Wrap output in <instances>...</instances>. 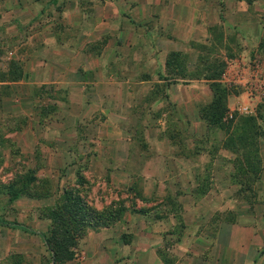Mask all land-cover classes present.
I'll return each instance as SVG.
<instances>
[{"label":"rangeland","instance_id":"rangeland-1","mask_svg":"<svg viewBox=\"0 0 264 264\" xmlns=\"http://www.w3.org/2000/svg\"><path fill=\"white\" fill-rule=\"evenodd\" d=\"M54 1L24 24L0 8V220L46 234L75 190L99 218L63 264H264V0ZM143 33L151 54L95 59ZM0 264L52 263L0 226Z\"/></svg>","mask_w":264,"mask_h":264},{"label":"trees","instance_id":"trees-1","mask_svg":"<svg viewBox=\"0 0 264 264\" xmlns=\"http://www.w3.org/2000/svg\"><path fill=\"white\" fill-rule=\"evenodd\" d=\"M171 57L172 56H170V58ZM166 63H169V60ZM209 107L218 111L219 116L222 117L225 110V102H211ZM245 120L249 122L251 120L254 121V117L249 116ZM241 166H243L241 170L242 174L251 177L253 172L251 171V165L248 160ZM35 179L31 169H25L18 173L16 172L10 183L4 187L9 193V200L13 202L24 196L25 191L35 182ZM248 185L249 183L246 181L243 184V188L249 187ZM60 197L58 201L61 203L60 206L56 204L55 207L48 212L47 218L50 224L46 234L32 232L16 222L0 220V226L20 228L28 231L32 235H38L49 253L52 264H63L73 259L77 240L82 233V227H89L99 218L96 214L91 216L92 213L88 206L75 190H63ZM262 203L264 204V194L262 196ZM118 212L119 214L122 213L121 210H118L117 213ZM115 219L116 218H114V220ZM107 222L108 220H106L104 226H107Z\"/></svg>","mask_w":264,"mask_h":264},{"label":"crops","instance_id":"crops-1","mask_svg":"<svg viewBox=\"0 0 264 264\" xmlns=\"http://www.w3.org/2000/svg\"><path fill=\"white\" fill-rule=\"evenodd\" d=\"M48 2H50L52 4L55 3L54 0H0V8L7 10V17L13 18V22L18 21L19 23L22 22V24H24L28 21L29 17L32 18L39 11H41L43 9V7L48 4ZM146 3H148V1ZM21 11L27 12L28 18H24L23 20H20V18H19V19L15 20V16H14L15 13L21 12ZM99 15L100 14H98V16ZM110 18H111V15H109L107 13L102 14V19H104L105 21L109 22ZM84 24H85V22L74 23V25H84ZM142 27L143 26H140L139 29L141 30V32H144ZM139 37H141V36H135L134 37V36L129 34V36L126 37L124 40H123L122 36L119 37L117 40L118 42H116L115 40L108 39L106 41V43H104V46L106 48H104L98 55H96L95 59L102 57L105 61L109 60L112 56V52L114 51L113 48H116V51H117L118 45H120V47L124 46V47L128 48L130 51H133L130 54V57L134 61L138 60L141 56H144L145 54H151L149 52L152 50V48H154V44L158 41L155 40L153 42L152 41L153 38L149 37V35L147 33H145V34L143 33V37H146V40L142 39V47H141L139 45V41H140ZM165 46H166V52L175 50V48H174L175 46H173L172 41L167 40ZM107 48H108V50H107ZM115 55H116V58L120 60L119 63H125L123 60V57L119 56L117 53ZM126 64L127 63H125L124 66H121V65L120 66L122 68L124 67L123 69H125ZM141 245H144V247H146L145 242H142ZM150 249H154V247H152ZM157 257L159 258L158 255H157Z\"/></svg>","mask_w":264,"mask_h":264}]
</instances>
